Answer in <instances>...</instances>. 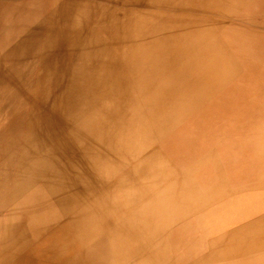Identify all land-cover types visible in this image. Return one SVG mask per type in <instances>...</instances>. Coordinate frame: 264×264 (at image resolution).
Listing matches in <instances>:
<instances>
[{"label": "bare ground", "instance_id": "bare-ground-1", "mask_svg": "<svg viewBox=\"0 0 264 264\" xmlns=\"http://www.w3.org/2000/svg\"><path fill=\"white\" fill-rule=\"evenodd\" d=\"M145 1L147 7L136 11L133 3L110 0H0V264H110L118 240L111 228L105 237L94 225L114 227L120 207L115 197L127 187L123 175L130 170L102 130L126 114L137 83L147 86L161 109L222 108L217 95L191 82L179 89L172 79L177 66L172 44L186 30L175 25L235 24L223 10L263 25L258 31L236 22L245 32H264V0L247 9L230 6L242 0H203L219 17L177 14L179 0H170V7ZM89 19L92 26L83 38ZM218 39L228 48L236 37L225 32ZM64 41L73 86L48 105ZM60 111L64 115L55 119ZM80 223L93 225L87 254L75 251Z\"/></svg>", "mask_w": 264, "mask_h": 264}, {"label": "clouds", "instance_id": "clouds-1", "mask_svg": "<svg viewBox=\"0 0 264 264\" xmlns=\"http://www.w3.org/2000/svg\"><path fill=\"white\" fill-rule=\"evenodd\" d=\"M175 27L186 30L172 44V79L222 108L161 109L137 83L126 114L102 130L130 170L110 264H264V32ZM225 32L236 37L228 48Z\"/></svg>", "mask_w": 264, "mask_h": 264}, {"label": "rangeland", "instance_id": "rangeland-1", "mask_svg": "<svg viewBox=\"0 0 264 264\" xmlns=\"http://www.w3.org/2000/svg\"><path fill=\"white\" fill-rule=\"evenodd\" d=\"M176 1H178V0H175V2ZM262 1L263 0H251V4L256 5V7L261 6ZM110 2L111 3H117V4L120 2L126 3V4L127 3H133L131 5H133V9L136 11H139L141 9L146 8L148 3H149V2H146L145 0H123V1L122 0H110ZM169 2H170V0H161V3L165 4L168 7H170L169 5L172 6V3H169ZM249 2H250L249 0H242V4H244V3L250 4ZM173 3H174V1H173ZM200 5H204V6H200ZM206 5L207 4H205L203 2V0H179V3L175 5L176 7L174 8V12H177V14H179L181 12L189 11V12L198 13L201 15L205 14V15L212 16V17H213V15L215 17H219L217 10L211 8L209 5L208 6H206ZM240 8H243V7H240ZM199 9H201L202 11L201 10L199 11ZM220 11L223 13V15H225L228 19H230L232 23L235 22V24H231L232 26H238V25H236V22H239V25L243 23L247 26L249 25V27H253V29H257V30L259 29L260 30L263 28V25L256 20H253V21L247 20V19H243L241 17L239 18V17H235L232 15L226 14L225 12H223V10H220ZM91 26H92V19H89L86 22H84V25L82 26L83 27L82 28V34H83L82 37L83 38L85 37L87 31L89 32ZM67 47H68V43L66 41H64L62 43V46L59 47L58 58L60 59V62H59L60 75H59V78L57 80L56 90L54 92L50 93V95L48 96V99H47L48 105L50 104V102H52V100L55 98L57 93H59L60 95L64 94V96H65V94L68 91H70V86H73L72 69H71L72 57H71V54L69 55V53H71V52L68 51ZM78 50L75 51V56H76ZM92 74H93V72H92ZM68 93H70V92H68ZM70 98H71V96L68 99L69 105L72 106L73 100ZM219 99H222V98L219 97ZM69 108H70V111H71V109H73L72 107H69ZM64 113L65 112H62V111L58 112L55 115V119H56V116L58 118H62ZM51 122H53V121H51ZM46 125H47V123H46ZM113 221H114V219H113ZM105 224H108V226H106ZM105 224H100V221H99L97 224L94 225V228L96 229V228L101 226V229L99 231L104 230L103 235L106 234L104 236L107 237L108 229L111 228V231H112L113 226L110 227L109 222L105 223ZM92 227H93L92 224H86L85 225V224L80 223L78 225L77 224L75 225V251L79 249V250H82L83 252H85L86 254L89 252L90 243H88V242L91 240V237H90V234H87V233H90L92 231ZM94 228H93V230H94ZM118 244H119V242H118ZM83 247H86V248L83 249Z\"/></svg>", "mask_w": 264, "mask_h": 264}]
</instances>
